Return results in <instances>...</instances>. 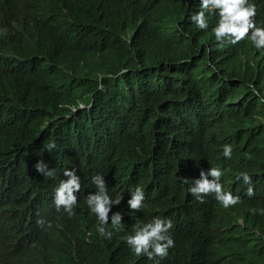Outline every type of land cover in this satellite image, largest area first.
Instances as JSON below:
<instances>
[{
    "label": "trees",
    "instance_id": "obj_1",
    "mask_svg": "<svg viewBox=\"0 0 264 264\" xmlns=\"http://www.w3.org/2000/svg\"><path fill=\"white\" fill-rule=\"evenodd\" d=\"M201 2L0 0V264H264V103L249 87L264 95V49L247 38L221 46L218 10L205 12L206 30L189 19ZM41 160L54 176L36 171ZM215 165L241 203L191 198L180 178ZM73 169L82 188L69 217L54 192ZM97 174L112 199L123 195L110 240L86 203ZM137 187L145 207L132 212ZM154 217L173 221L175 246L137 257L131 224Z\"/></svg>",
    "mask_w": 264,
    "mask_h": 264
},
{
    "label": "clouds",
    "instance_id": "obj_2",
    "mask_svg": "<svg viewBox=\"0 0 264 264\" xmlns=\"http://www.w3.org/2000/svg\"><path fill=\"white\" fill-rule=\"evenodd\" d=\"M264 4V0H262ZM215 9L219 11V20L216 27L213 29L215 39L220 42L221 46L224 42L236 45L246 38L251 40L257 49H264V27H260L257 19V5L252 0H202L201 10L190 16L193 22L199 29L206 30L208 21L205 12ZM6 33V30H5ZM213 66V71H215ZM252 94L259 98V103H264V95L252 85H249ZM93 101L87 104H79L73 111L78 110L89 111L92 108ZM55 144H48L49 152L55 148ZM233 148L231 145L223 146V156L231 159ZM38 173L46 177H52L55 170H49L48 165L44 161H39L35 165ZM64 176L66 180H62L54 192V204L59 211L61 208L68 214L69 217L75 215L74 208L78 203L77 193H80L82 188L81 178L76 174V171L65 170ZM184 183H188L187 190L191 198L200 203H204L206 199H211L222 208H230L238 203H241V197L234 193L225 184L223 169L219 166L211 167L210 170H201L200 175L190 176L187 179L180 178ZM243 180L247 190L245 195L253 197L255 195L252 177L248 173L243 172L237 176V180ZM92 182L96 185L97 191L95 194H89L86 198V203L92 213H94L99 222L97 228L98 233L106 239H111L113 232L106 229L111 219V227L119 232L123 227V215L120 212L109 216L114 205H120L123 200V195L117 196L116 199L108 194L105 178L103 175L97 174L92 178ZM128 207L132 212L142 211L145 207V193L140 187L133 188L127 198ZM255 214V209L252 210ZM243 221L241 220L240 223ZM45 220L38 219L37 224L41 227L45 225ZM51 227V224H47ZM174 227L173 221L170 218L154 217L138 221L131 224V234L126 237V242L137 257L146 256L149 260L159 257L160 259L167 258L169 249L175 246L174 240L170 235V229Z\"/></svg>",
    "mask_w": 264,
    "mask_h": 264
},
{
    "label": "bare ground",
    "instance_id": "obj_3",
    "mask_svg": "<svg viewBox=\"0 0 264 264\" xmlns=\"http://www.w3.org/2000/svg\"><path fill=\"white\" fill-rule=\"evenodd\" d=\"M86 19H87V18H86ZM98 21H99V20H98ZM83 41H85V40H83ZM160 86H161V85H160ZM170 131H171V130H170ZM182 198H183V197H182ZM177 202H178V201H177ZM178 204H179V203H178ZM181 205H182V204H181ZM199 228H200V227H199ZM200 230H201V229H200ZM200 230H199V231H200ZM240 246H241V245H240ZM103 261H104V260H103ZM32 264H33V263H32ZM34 264H35V263H34ZM72 264H73V263H72Z\"/></svg>",
    "mask_w": 264,
    "mask_h": 264
}]
</instances>
